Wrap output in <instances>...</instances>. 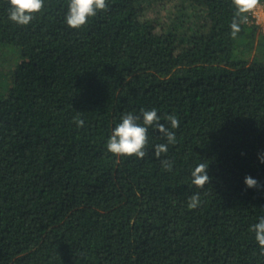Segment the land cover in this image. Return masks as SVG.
<instances>
[{"label": "trees", "instance_id": "obj_1", "mask_svg": "<svg viewBox=\"0 0 264 264\" xmlns=\"http://www.w3.org/2000/svg\"><path fill=\"white\" fill-rule=\"evenodd\" d=\"M68 3L19 26L0 0V264H264L262 26L233 38L232 0H107L75 30ZM152 109L179 121L166 154L153 127L143 159L107 151Z\"/></svg>", "mask_w": 264, "mask_h": 264}, {"label": "clouds", "instance_id": "obj_2", "mask_svg": "<svg viewBox=\"0 0 264 264\" xmlns=\"http://www.w3.org/2000/svg\"><path fill=\"white\" fill-rule=\"evenodd\" d=\"M10 5L8 9V19L16 25L27 26L33 21L36 14L44 9V0H8ZM236 8L233 16L231 27V35L234 38L240 31L241 23L247 22L248 13H252L260 4V0H232ZM108 9L107 0H69L67 12L65 15V23L71 28L78 30L85 26L90 18L95 17L99 12ZM143 123H139L141 117L132 113H125L121 122L116 125L107 141V151L116 156H135L143 159L146 155L145 148L148 143V128L153 127L160 133L166 143L157 144L155 146V156L159 158L168 151V145L176 143V135L172 129L179 127V121L175 115L165 116L163 119L168 122L170 127L161 123V117L157 111L141 110ZM78 127L84 126V121L77 116L74 121ZM264 163V158L260 159ZM161 167L165 171H172L173 164L165 159L161 161ZM208 164L200 163L191 173L192 184L199 189H203L206 184L210 183V177L207 174ZM245 184L248 188L258 187V181L252 177L245 178ZM199 192L189 197L188 207L195 209L200 206ZM255 233V240L264 254V217L259 218V222L250 228Z\"/></svg>", "mask_w": 264, "mask_h": 264}, {"label": "rangeland", "instance_id": "obj_3", "mask_svg": "<svg viewBox=\"0 0 264 264\" xmlns=\"http://www.w3.org/2000/svg\"><path fill=\"white\" fill-rule=\"evenodd\" d=\"M248 21H255L264 29V4L260 3L257 8L252 13H250Z\"/></svg>", "mask_w": 264, "mask_h": 264}]
</instances>
